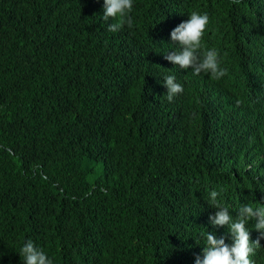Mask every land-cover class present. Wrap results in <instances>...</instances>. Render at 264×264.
<instances>
[{
  "label": "trees",
  "instance_id": "1",
  "mask_svg": "<svg viewBox=\"0 0 264 264\" xmlns=\"http://www.w3.org/2000/svg\"><path fill=\"white\" fill-rule=\"evenodd\" d=\"M193 11L219 80L164 58ZM103 13L0 0V264H22L25 239L56 264H195L207 231L233 242L210 191L233 217L264 205V0H133L117 32ZM166 75L183 87L171 101Z\"/></svg>",
  "mask_w": 264,
  "mask_h": 264
},
{
  "label": "clouds",
  "instance_id": "2",
  "mask_svg": "<svg viewBox=\"0 0 264 264\" xmlns=\"http://www.w3.org/2000/svg\"><path fill=\"white\" fill-rule=\"evenodd\" d=\"M239 0H233L238 3ZM133 8V0H103V19L115 20L108 25V30L117 32L125 25L131 28L133 19L130 15ZM209 24L207 13L191 12L187 21L181 22L171 33V40L179 45L178 50L165 53L164 58L173 65H178L193 75L197 81V75L204 73L211 79L219 80L227 74V69L220 66V58L216 49L202 50V37ZM162 83L167 89L166 95L169 101L173 96L183 92V87L176 82L174 75H166ZM209 86H216L210 84ZM220 193L212 190L209 193L210 203L217 209L214 215L209 216V222L213 226H227L232 244L225 243L224 237L217 238L214 233L204 234L206 244L203 247V258H195V264H254L250 256L254 255L255 247H260V239H264V205L253 206L252 203L241 204L235 217L230 215L228 208L222 207L217 198ZM255 220L253 227L260 233V237L250 240L248 229L245 225L250 220ZM255 246V247H254ZM17 256L22 264H56L47 254L31 239H25Z\"/></svg>",
  "mask_w": 264,
  "mask_h": 264
},
{
  "label": "bare ground",
  "instance_id": "3",
  "mask_svg": "<svg viewBox=\"0 0 264 264\" xmlns=\"http://www.w3.org/2000/svg\"><path fill=\"white\" fill-rule=\"evenodd\" d=\"M209 24H210V23H209ZM209 24H208V25H209ZM215 26H216V25H215ZM216 27H217V26H216ZM216 27H214V28H216ZM206 28H207V27H206ZM209 28H210V27H209ZM217 29H218V28H217ZM217 29H216V30H217ZM207 30H209V29L207 28ZM212 30H214V29H212ZM234 56H235V55H234ZM246 56H247V55H246ZM247 59H248V58H247ZM233 86H234V85H233ZM249 91H250V90H249ZM219 102H221V101H219ZM219 102H218V103H219ZM229 106H230V105H229ZM238 106H239V105H238ZM238 108H239V107H238ZM231 109H232V108H231ZM234 111H235V110H234ZM240 111H241V110H240ZM238 112H239V111H238ZM199 113H200V112H199ZM258 123H259V122H258ZM248 132H249V130H248ZM247 136H248V135H247ZM231 206H232V205H231ZM233 206H234V205H233ZM235 206H236V205H235ZM238 206H239V205H238ZM249 223H250V222H249ZM246 225H247V224H246ZM246 225H245V226H246ZM247 226H248V225H247Z\"/></svg>",
  "mask_w": 264,
  "mask_h": 264
}]
</instances>
